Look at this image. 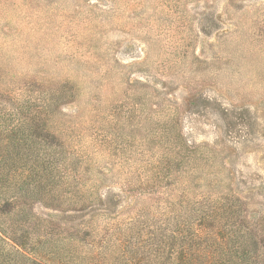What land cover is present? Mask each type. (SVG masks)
Wrapping results in <instances>:
<instances>
[{"label": "rangeland", "instance_id": "1", "mask_svg": "<svg viewBox=\"0 0 264 264\" xmlns=\"http://www.w3.org/2000/svg\"><path fill=\"white\" fill-rule=\"evenodd\" d=\"M0 96L73 167L0 264H264V0H0Z\"/></svg>", "mask_w": 264, "mask_h": 264}, {"label": "trees", "instance_id": "2", "mask_svg": "<svg viewBox=\"0 0 264 264\" xmlns=\"http://www.w3.org/2000/svg\"><path fill=\"white\" fill-rule=\"evenodd\" d=\"M8 99L0 96V241L12 243L14 249L21 248L18 237L25 234V253L35 251L34 248L42 249L49 243L52 245L51 251L56 254L55 241L50 238L52 235L44 233V227H41L38 237H29L33 234L32 230L40 226L30 208L36 202L60 199L61 173L73 171V167L67 163L70 155L63 153L60 137L53 134L42 136L39 132V127L48 122V115L40 111L25 117L24 110L20 108L12 112L8 108ZM240 202L237 199L225 200L227 207L221 211L226 221L227 218L236 217L235 213L241 215L235 211L241 208L237 206ZM237 219L240 222L234 231L236 236L245 226L247 228V224L248 228L251 225L247 217ZM235 240L237 251L232 256L234 264H256L257 254L247 258L241 252L250 244L249 240L244 236ZM30 259V264H50L48 261L46 263V259Z\"/></svg>", "mask_w": 264, "mask_h": 264}]
</instances>
